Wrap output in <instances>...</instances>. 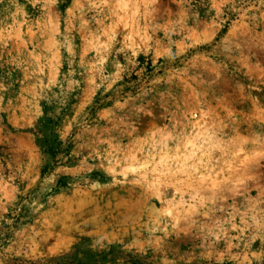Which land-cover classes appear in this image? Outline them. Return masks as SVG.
<instances>
[{
    "label": "rangeland",
    "instance_id": "obj_1",
    "mask_svg": "<svg viewBox=\"0 0 264 264\" xmlns=\"http://www.w3.org/2000/svg\"><path fill=\"white\" fill-rule=\"evenodd\" d=\"M0 264H264V0H0Z\"/></svg>",
    "mask_w": 264,
    "mask_h": 264
}]
</instances>
